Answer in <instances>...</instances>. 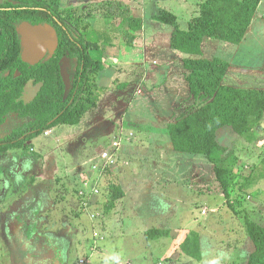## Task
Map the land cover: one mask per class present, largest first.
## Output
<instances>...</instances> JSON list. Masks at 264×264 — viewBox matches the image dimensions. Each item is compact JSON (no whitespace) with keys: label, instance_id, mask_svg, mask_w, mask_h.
I'll list each match as a JSON object with an SVG mask.
<instances>
[{"label":"rangeland","instance_id":"374dc122","mask_svg":"<svg viewBox=\"0 0 264 264\" xmlns=\"http://www.w3.org/2000/svg\"><path fill=\"white\" fill-rule=\"evenodd\" d=\"M136 1L140 0H132L130 5L125 0H61L63 9H78L81 10L78 14L91 12L95 15L89 19L90 24L85 30L87 41L91 44L102 42L106 46L105 52L116 53L120 62L134 65V68L132 74L118 70L114 84L111 81L107 83L112 88L110 92L79 122L73 125L56 123L50 130L0 155V264H24L26 260L27 264H52L57 253L49 254L50 250L56 252V248L62 253L64 264H79L82 259L87 260L86 264H247L254 247L245 230V214L264 225V122L259 128L256 144L245 142L228 127L218 132V141L228 149L227 158L239 159V177L230 198L238 204L237 210L243 211L237 215L221 195L213 166L207 158L177 153L171 146L168 126L166 130L162 122L178 114L175 109L171 113V105L177 106L186 100L182 54L158 46L153 36L159 33L164 37L173 29L152 17L155 8L149 0H146L149 4L145 35L138 32L135 43L127 42L126 45L123 42L128 40L120 23L132 13L131 7L137 9ZM193 1L189 8L184 0L160 1V7L177 15L180 25L184 26L196 9V0ZM108 3L112 8H107ZM85 7L87 9L82 10ZM259 11L264 15V0H261ZM106 13H112L115 19L107 18L108 15L99 16ZM152 22L158 24V32L152 31ZM19 29L26 34L27 27L24 29L22 25ZM162 35H159L161 40ZM211 41L205 43L202 58L227 60L232 66V74L245 75L244 70L252 72L249 77L239 76V84L264 88V21L253 22L243 44L232 45L218 39ZM110 46L113 47L110 49ZM101 51L103 48L100 47L91 54L102 57ZM116 68L121 67L117 65ZM138 68L144 72V83L139 81L143 83L140 94L136 90L138 76L133 77L137 75ZM164 72H168V78ZM124 85L127 88L122 93ZM34 97L29 88L23 100L29 103ZM189 106L191 102H187L186 108ZM15 119H19L15 127L18 129H25L30 121L29 118ZM12 125L8 127L10 129L4 128V136L5 131L17 130H12ZM115 141L120 142V146L114 152V164L110 169L117 166L118 153L125 141L137 152L130 155L131 166L128 169H132L129 171L132 174L124 181L130 187L136 184L132 180L134 172L138 173L139 180H148V173L156 168L158 172L153 188H138L141 198L133 202L131 194L130 199L122 198L106 212L105 207L112 198V189L108 190V186L119 185L116 177L114 179L106 172L99 180L100 199L107 197L100 205L92 202L91 197L83 199L80 188L84 179L98 177V173L91 170V166L98 162L92 160V156L98 154L99 157L106 149L111 151ZM131 141L133 143H129ZM155 145L164 147V159H159L161 150ZM83 161L91 175L85 178L78 175L79 169H74ZM19 169H24L23 173ZM76 179L81 181L79 185L75 183ZM4 185L8 186L7 190ZM74 190H77V195ZM169 202L175 207L170 212L169 224L182 232L175 240L173 237L144 238L142 230L149 217L156 210H167L166 203ZM214 209L219 212H212ZM17 220L30 223L27 238L21 242L15 226L22 222ZM190 220L192 222L188 225ZM192 230L201 234L202 262L185 256L179 249L180 237Z\"/></svg>","mask_w":264,"mask_h":264},{"label":"trees","instance_id":"16d2710c","mask_svg":"<svg viewBox=\"0 0 264 264\" xmlns=\"http://www.w3.org/2000/svg\"><path fill=\"white\" fill-rule=\"evenodd\" d=\"M3 1L4 5H0V126L12 113L27 117L30 122L25 129H18L0 143L1 153L21 143L17 139L23 135H26L25 142L50 130L56 123L73 125L79 122L86 112L97 108L107 93L99 78L109 70L104 62L106 46L102 42L91 44L85 37L89 19L95 15L81 16L78 9H61L60 0ZM260 2L204 0L186 28H181L178 17L172 12L161 9L156 15L159 22L173 29L170 48L187 56L183 60V77L192 104L168 124L171 146L177 153L207 158L222 194L237 215L243 211L237 210L238 204L230 198L239 177V159L227 158L228 149L220 144L217 136L219 130L228 127L245 142L256 144L259 128L264 122V88L228 84L226 79L230 75L231 64L220 57L201 58L202 46L207 38L232 45L241 44ZM129 14L120 25L124 26L127 42L133 44L137 33H141L142 19ZM108 17L115 19L116 16L110 14ZM23 22L32 26L49 24L57 28L59 45L50 59L34 65L23 61L22 40L17 29ZM100 47L103 48V56L93 57L92 51H98ZM64 58L75 59L77 63L72 89L67 96L61 76ZM29 82L41 86L33 100L26 103L22 91ZM109 188L112 189L110 202L124 198L125 193L119 185H110ZM74 193L77 195V190ZM244 226L254 247L247 264H264V225L245 214ZM167 234L168 231L157 228L145 232L149 240L160 239ZM200 237L197 230L189 231L179 249L185 256L202 262Z\"/></svg>","mask_w":264,"mask_h":264},{"label":"crops","instance_id":"0c3cea01","mask_svg":"<svg viewBox=\"0 0 264 264\" xmlns=\"http://www.w3.org/2000/svg\"><path fill=\"white\" fill-rule=\"evenodd\" d=\"M73 1V0H72ZM126 2H127V4H132L133 2H132V0H125ZM150 2H152V5L154 6V11L152 12V17L156 20V21H158L157 19H156V15L159 13V11L162 9V10H166V9H163V8H161L160 7V1H164V0H149ZM204 0H196L195 1V5H196V9H195V11H193L192 12V14H191V16H190V18L187 20V21H185V23H184V26H181V28H186L187 27V23H188V21L193 17V16H195L196 15V13H197V11H198V6H199V4L200 3H202ZM146 2H148V1H146V0H140V1H136V4L138 5L137 6V9H133V7H131L130 9H131V11H132V16H135V17H137V18H139V19H142V30H141V34L144 36L145 35V33H146V31H147V29H146V23H147V10H146V8H147V6H148V4L149 3H146ZM144 3H146L147 5H144ZM184 3L186 4V5H188V7L187 8H189L193 3H194V1L193 0H184ZM72 4H74L73 2H72ZM260 4H261V2H260ZM259 7H260V5H259ZM107 8H112V4L111 3H108V7ZM135 10H137L136 12L137 13H134V11ZM139 10V11H138ZM167 11H169V10H167ZM169 12H171V11H169ZM173 13V12H172ZM110 15V14H112V13H106V15ZM177 16V15H176ZM178 17V16H177ZM179 20V19H178ZM257 22V21H259V22H263L264 21V15L259 11V8H258V11H257V13H256V15H255V17H254V19H253V22ZM253 22L251 23V25H250V27H249V29H248V32H247V35H246V38L248 37V33L250 32V29L252 28V26H253ZM151 26H152V31H159L160 29H159V26H158V24H156L155 22H152L151 23ZM24 30V29H23ZM171 33H172V31H170V32H168L167 34H165L164 35V37H163V35L162 34H156L155 36H153V37H155V41L158 43V46H164V47H167L168 48V50H172L171 48H170V45H169V40H170V35H171ZM26 34H27V31H26ZM159 35H162V38H163V40H161V37L159 36ZM46 37H48V36H50V33L49 32H47L46 33V35H45ZM245 38V39H246ZM212 39H205V41H204V43H203V46H202V53H203V48H204V45H205V43H207V42H210V43H212L213 41H211ZM245 41V40H244ZM243 41V42H244ZM123 42H125V44L127 45V41H125V40H123ZM243 42L241 43V44H243ZM53 43V41L52 42H49V41H42L41 39H39L38 41H37V43H35L33 46H31L30 48H28L27 49V44L24 46V49H26V52L28 51V55H26V59H28V60H31V61H34V60H36V56L39 54L41 57H42V55L43 54H45V50L47 49V48H50L51 47V44ZM240 45V44H239ZM111 47H113V46H110V49H111ZM27 54V53H26ZM116 53H107L106 52V56H105V58H104V62L109 66V70L108 71H105V74H103V75H101L100 76V85L101 86H103V87H106L107 88V92L109 93L110 92V89H112L111 87L109 88V85L107 84L109 81H111V83H112V85L114 84V82H115V80H116V73H119V71L118 70H120V72H125L126 74H132L131 72V70L134 68L133 66L134 65H130V64H126L125 62H120L118 59H117V57L118 56H116L115 55ZM182 54V53H181ZM182 57H181V60H182V65H183V60L185 59V58H187V56H185L184 54H182L181 55ZM40 57V58H41ZM39 58V57H38ZM202 58V57H201ZM170 59V58H169ZM65 62H66V67H67V72H68V74H69V77H70V71L72 72L73 71V67H75V60L73 59H67V60H65ZM122 63V64H121ZM125 65L124 67L122 66V65ZM154 64H155V62H154ZM120 66L121 68L120 69H117L116 68V66ZM124 68V69H123ZM117 69V70H116ZM137 69V68H136ZM137 75H135V76H133L134 78L135 77H137L138 76V78L136 79V90H137V93H141L142 92V87H143V83H144V72H143V69L142 68H138V70H137ZM244 73H245V75L244 74H242V75H239V74H237V73H234L233 72V74H232V72L230 73V75H229V77L226 79V82L228 83V84H235V85H240L239 83H240V79L238 78L239 76H242V77H245L246 75H247V77H249V76H252L251 74H253L252 72H247L246 70H244L243 71ZM110 74V75H109ZM139 74V75H138ZM164 75H165V77H167L168 78V72H164L163 73ZM255 74H257V73H255ZM182 75V74H181ZM166 78V79H167ZM184 78V77H183ZM143 81V83L142 82H139V81ZM71 82H73L72 80H71ZM102 82V83H101ZM183 82H184V80H183ZM103 83H105V84H103ZM139 83V84H138ZM159 83H161V82H159ZM184 84H185V82H184ZM156 87V86H155ZM126 88H127V86L126 85H124L123 86V89H125V90H123V92L122 93H124L125 91H126ZM185 88H186V93H187V95H186V93H185V97H186V100H184L183 102H181L179 105H177V106H173V105H171L170 107V110H171V113H172V110H177L178 111V114L177 115H171V116H169L165 121H163L162 122V124L164 125V127H165V129L167 128V126H168V124L169 123H171V122H173V121H175V119L176 118H178L184 111H186L187 109H189V107L188 108H186V106H187V102H191V104H192V101L191 100H189V93H188V89H187V86L185 85ZM107 93V94H108ZM172 93V92H171ZM170 92H169V94L170 95H172ZM106 94V95H107ZM15 116V118H18V115H14ZM120 128L121 127H123V125H120L119 126ZM119 127L117 128V136L119 137V135H120V132H119ZM167 130V129H166ZM125 135H127L126 133H125ZM118 137H116L115 138V140L118 138ZM125 142H127V141H125ZM124 142V146L122 147V149L120 150V152L118 153V164H117V166L115 167V169H114V167H113V169H110L111 171H110V175L111 176H113L114 177V179H115V177L118 179V183H119V186L122 188V190L124 191V193H125V196H124V198L123 199H126V198H129L130 199V195L132 194V197H131V199H132V201L133 202H135L136 201V199H138V198H141V196H140V194L137 192L139 189V187H141V190H144V187L143 186H147L146 188H145V190L146 189H151V188H153V185L155 184V182H156V180H155V175L157 174V172H158V168H156L155 170H154V172L153 171H151V172H149L148 173V175H149V178H148V180H145V179H142V180H139L138 178H137V176H139V175H137L138 173H136V172H134V174H135V177L133 178V176H132V180H134V182L136 183L135 185H133L132 187H130V185H129V183H127V182H124L125 181V177H126V180H127V178H128V176L130 175V174H132V172L130 173L129 171L130 170H132V169H128V168H130L129 166H131V163H130V160H131V157L132 156H130L131 154H137V152L135 151L136 149L135 148H133V146H130V145H128V144H126ZM129 143H133L132 141L131 142H129ZM161 142H157V144H160ZM155 147L157 148V149H159V150H161V153H160V155H159V159H164V155L162 154L163 153V149H164V147H160V146H158V145H155ZM31 151H32V153H35V150H34V148L33 147H31ZM105 150V149H104ZM107 150V149H106ZM28 159V158H27ZM27 159H25L26 161H27ZM30 159V158H29ZM92 160H96V161H98V162H96V163H101V161H100V158L98 157V154H94L93 156H92V158H91ZM30 162H31V160H30ZM159 162V161H158ZM77 166H80V168L79 167H77ZM74 169H79L80 170V172H79V174L78 175H81V176H83L84 178L86 177V176H91L90 175V171H89V168H87V167H85V164H84V161L81 163V164H78ZM156 167H157V165H155ZM154 166V167H155ZM109 171V170H108ZM107 171V172H108ZM137 172H139V170H137ZM153 172V173H152ZM87 175H86V174ZM92 174V173H91ZM105 176V175H104ZM85 180V179H84ZM83 180V181H84ZM122 182V183H121ZM37 183V182H36ZM36 183H33V184H35L36 185ZM75 183H77L78 185L81 183V181L80 180H78V179H76L75 180ZM218 183V182H217ZM109 185V184H108ZM111 185V184H110ZM109 185V186H110ZM77 187H79V186H77ZM130 187V188H129ZM80 188V187H79ZM127 188H129L127 191H126V189ZM32 189V188H31ZM110 189V188H109ZM140 190V191H141ZM221 195L222 196H224L222 193H221ZM149 196H152L151 194L149 195ZM107 199V197H104V199H100V195L98 196V197H94L93 199H92V202H94V203H98V205H100L101 204V202L102 201H104L105 202V200ZM122 199V200H123ZM121 199L120 200H117V201H115V203L113 204V203H111L110 202V204H107L106 205V209H107V211L106 212H109L118 202H120V201H122ZM107 203V202H106ZM105 205V204H104ZM205 208H207L206 206H205ZM166 209L167 210H164V209H161V210H156L154 213H152V215L149 217V221L147 222V226L144 228V230H142V235L144 236V238H146V236H145V232L147 231V230H150V229H153V228H157V229H162V230H166V231H168L169 232V234H167V235H165V236H163L162 238H167V239H170L171 237H173L172 238V240L174 239L175 240V237L178 235V234H180L182 231H180V229H177L176 228V226L175 225H170L169 224V217H170V215H171V213L174 211V209H175V207H174V205L173 204H171L170 202L169 203H166ZM105 212V213H106ZM171 212V213H170ZM212 212H214V213H217V212H219V210H217V209H214ZM154 214H158V216H155ZM104 216V215H103ZM167 216V217H166ZM48 221V220H47ZM46 221V222H47ZM156 221V222H155ZM17 222H20V220H17ZM192 222V220H190L189 222H188V225L190 224ZM139 232V231H138ZM199 232V231H198ZM186 234H188V233H186ZM186 234H185V236H183V237H180V239H179V243L181 244L182 242H183V240H184V238L186 237ZM199 234H200V232H199ZM200 236H201V234H200ZM57 238V237H56ZM147 239V238H146ZM161 239V238H160ZM200 243H201V247H202V238L200 237ZM202 250H203V247H202ZM250 255V254H249ZM60 258H58V261L61 263V264H64V261H63V258H62V256H59ZM248 259V258H247ZM83 260V259H82ZM87 261V260H86ZM59 262H57V264H60ZM171 263H173L172 261H171ZM130 264V263H129ZM158 264H162V263H158Z\"/></svg>","mask_w":264,"mask_h":264},{"label":"flooded vegetation","instance_id":"af4514ba","mask_svg":"<svg viewBox=\"0 0 264 264\" xmlns=\"http://www.w3.org/2000/svg\"><path fill=\"white\" fill-rule=\"evenodd\" d=\"M84 1H88V0H84ZM10 2H12V1H10ZM4 3H5V1H3V3H1L0 5H4ZM15 5H17V4H15ZM60 8L61 9H63V4H62V2H61V0H60ZM87 9V7H85V8H82V10H86ZM81 11V10H80ZM83 12V11H82ZM92 15L91 14V12H86V14L85 15ZM80 15H82V14H80ZM27 22H23V23H21V24H19L18 25V27H17V29H18V31L20 30L19 29V27L20 26H24V29H26V27H27ZM61 26H62V24L61 23H59ZM44 27H50V29L51 28H53V30L55 31V37H56V40L54 41V40H51V42L53 41V43L51 44V47L50 48H47L46 50H45V54H43L42 55V57L40 58V60H39V62H43V61H47L48 59H50L53 55H54V53L56 52V50H57V47H58V45H59V35H58V33H57V28L55 27V26H53V25H49V24H46V25H43ZM26 31H27V29H26ZM21 36V35H20ZM22 44H23V42H22ZM27 44V43H26ZM23 50H24V47H23V45H22V53H23ZM73 60V59H72ZM75 60V59H74ZM38 62V63H39ZM27 63V62H26ZM61 64H62V62H61ZM76 72H77V63H76V60H75V67H73V71L71 72L70 71V78H71V80L73 81L74 80V78H75V75H76ZM40 84L39 85H33L31 82H29L28 84H26L25 86H24V88H23V91H22V96L24 97V95H26L27 94V90L30 88V89H32V91L34 92V95L36 96V94L38 93V91H39V89H40ZM15 114H9L8 116H7V119H6V121L0 126V143L2 142V141H4V140H7V139H9L12 135H13V133L14 132H16L17 130H18V128H15V127H17V125H16V123H17V120H18V122H19V119H15V116H14ZM17 115V114H16ZM18 118H20V120H27V117L26 118H23V117H20L19 115H18ZM16 120V121H15ZM14 121V122H13ZM30 122V121H29ZM13 124V125H12ZM18 124V123H17ZM11 125H12V130L13 129H17V130H13V131H10V132H6L5 131V136L2 134V132L6 129V128H8V127H11ZM27 126V125H26ZM5 128V129H4ZM8 129H10V128H8ZM25 137H26V135H23V136H21V137H19V139H17L18 141H23L24 142V139H25ZM2 153L0 152V155H1ZM20 170V172H22L23 173V170L24 169H19ZM13 172H16V173H18L19 171H12V173ZM21 176V175H20ZM2 181H0V183H1ZM8 186H9V184H7ZM7 185H4V188L6 189V187H8ZM7 190V189H6ZM5 191V190H4ZM2 193V189H0V194ZM3 195V194H2ZM20 222H22L19 226H15V230H17L18 232H17V237H18V239L20 240V242L22 241V240H25L26 238H27V229H28V226L30 225V223L29 222H27V221H24V220H22V221H20ZM12 224H14V223H12ZM11 224V225H12ZM55 238V237H54ZM41 242V241H40ZM23 247H24V244H23ZM25 247H27V244H25ZM27 250V248L24 250V251H26ZM56 250V252H54V250H50V256H52V255H54L55 253H57V254H55L54 256V260H53V263L52 264H57V262H59L58 261V258H60L59 256H62V253L56 248L55 249ZM48 255V256H49ZM25 260V259H24ZM24 264H27V260L25 261V263ZM41 264H43V263H41Z\"/></svg>","mask_w":264,"mask_h":264},{"label":"water","instance_id":"95a60500","mask_svg":"<svg viewBox=\"0 0 264 264\" xmlns=\"http://www.w3.org/2000/svg\"><path fill=\"white\" fill-rule=\"evenodd\" d=\"M3 3V0H0V4ZM13 4H18V2H13ZM49 32L50 36L46 37V33ZM19 33L21 35V40L23 42V47L26 45L27 43V49L30 48L31 46H33L35 43H37V41L39 39H41L43 42L44 41H49L51 42V40H56L55 37V31L53 30V28L50 29V27H44V26H32L30 24H27V34H22V32L19 30ZM26 40V42H24ZM29 51V50H28ZM28 51L26 52V49L23 50V61L27 62L29 64H36L39 62L40 60V55L38 54L36 56V60L31 61L26 59V55H28ZM27 53V54H26ZM39 57V58H38ZM68 58H64L62 60V64H61V76L62 79L65 83V95L67 96L70 93V90L72 89V82H71V78L69 77V74L67 72V67H66V62L65 60H67Z\"/></svg>","mask_w":264,"mask_h":264},{"label":"built area","instance_id":"2783aa9c","mask_svg":"<svg viewBox=\"0 0 264 264\" xmlns=\"http://www.w3.org/2000/svg\"><path fill=\"white\" fill-rule=\"evenodd\" d=\"M119 146H120V142L115 141L112 145L111 151L105 150L101 154V156H99L101 163H94L91 166L92 172L98 173V177L96 179L94 178L91 179L89 177L88 179H85L82 182L83 187L80 188V196L83 199L86 197H91V199H93L94 197H97V194H98L97 186H98L99 180L112 167V164H114V157H115L114 152L119 148ZM79 264H86V261L81 260Z\"/></svg>","mask_w":264,"mask_h":264}]
</instances>
